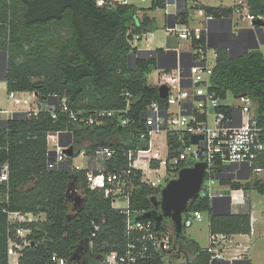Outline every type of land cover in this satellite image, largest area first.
Returning <instances> with one entry per match:
<instances>
[{
  "label": "trees",
  "instance_id": "16d2710c",
  "mask_svg": "<svg viewBox=\"0 0 264 264\" xmlns=\"http://www.w3.org/2000/svg\"><path fill=\"white\" fill-rule=\"evenodd\" d=\"M167 3L168 0H153L151 9L166 8ZM247 3L253 16L264 17V0ZM202 8L216 20L229 19L235 11V6ZM139 11L134 4L99 7L97 0H0V52L7 53V92H35L43 102L55 96L58 100L67 97L73 109L129 108L123 117L117 114L93 127L73 123L62 112L57 113L55 120L50 111L23 114L2 122L0 165L8 166L9 181L0 182V264H8L9 225L2 211L6 208L46 216L29 225L33 229L31 244L20 264H52L55 253L72 264H103L104 256L127 252L132 237L126 231V216L114 207L113 198L88 186L89 170H76L73 159L79 156L80 149L90 155L100 147H109L114 151L110 169L126 170L131 151L149 150L150 138L139 139L140 131L145 129V112L154 100L162 104L166 100L159 98V89L148 80V75L158 70V61L139 56L129 43L136 33L156 30L151 17L144 15L138 21ZM188 16V11L180 12L176 21L184 24ZM244 33L249 34L245 36L248 46L256 47L257 44L251 45L256 42L252 32ZM262 35L264 38V31ZM163 52L164 49H157V53ZM217 54L210 90L224 101L230 94L250 96L258 104V112L264 113V52L255 49L234 55L229 48H220ZM122 118L128 119L129 124L123 125ZM50 132L72 133L77 149L66 165L57 169L48 168ZM79 142L88 143L89 147L84 150ZM168 146L170 157H175L183 144L178 135L169 133ZM258 165L264 167V158ZM159 166L160 161L152 163L153 168ZM134 173L135 190L129 210L137 220L148 211L160 210L151 199L159 196L161 190L141 183V171ZM73 181L75 193L69 192ZM221 183L243 189L248 203L251 190L264 194V180ZM78 194L85 201L75 205ZM193 212L208 216L211 236L252 234L250 207L215 214L212 201L200 196L191 202L188 215ZM168 230H174L171 220L160 229ZM185 233L186 229L179 237L173 234L177 251L156 253L152 258L141 259L139 264H165L168 259H183L179 264H210L212 255L207 248L188 240ZM189 248H193L192 253ZM236 264L251 262L246 259Z\"/></svg>",
  "mask_w": 264,
  "mask_h": 264
},
{
  "label": "built area",
  "instance_id": "2783aa9c",
  "mask_svg": "<svg viewBox=\"0 0 264 264\" xmlns=\"http://www.w3.org/2000/svg\"><path fill=\"white\" fill-rule=\"evenodd\" d=\"M174 1V4H170ZM195 14L188 16L184 24L176 21L180 12L188 11L189 0H168L167 7L174 5L177 12L170 17L174 27L166 26L167 37H175L184 41L186 47L162 48L165 53L175 55V60L161 58L160 64L164 67L159 69L163 75L150 85H166L169 88V95L163 104L154 100L147 108L144 115L145 129L140 131L139 139L150 138L149 150H136L129 153V168L126 170L110 169V161L114 151L109 147H100L87 155L82 151L79 155L87 158L88 167L74 164L76 170H89L87 172V183L91 189H98L104 192L106 197L113 198V205L117 200H125L130 203V197L135 190V171H141V183L162 190L166 186L165 176L159 173L164 171L169 177H177L180 170L185 167H192L196 163H206L207 173L200 193L201 197L209 198L212 202L215 199L231 198L233 204H238L243 189L235 190L231 185H223L218 178H233V182H247L255 179L264 180V167L258 163L264 158V113L258 112V104L250 96L235 97L238 101L233 104H226L210 90L214 68L217 62V49L212 43H224L228 35L221 27L222 21L231 22V36L235 39L240 36L242 30L237 26V19L250 22L251 31L256 40L260 36L259 26L254 22L257 19L264 20V17L253 16L248 7L247 0L236 2L234 15L229 19L216 20L202 8L206 4L204 0H193ZM147 3L148 0H141ZM116 4L130 5V0H97L99 7H112ZM168 16L172 14H168ZM137 19L143 18V15ZM198 22L200 26L192 27L191 23ZM236 22V23H235ZM133 29V28H132ZM131 29V30H132ZM145 46L141 45L146 38ZM154 34L152 32L136 33L129 43L136 48L139 56L155 57L157 49L151 46ZM227 42V41H226ZM232 42L225 43L231 47ZM161 65V66H162ZM7 85V84H6ZM160 93H158L159 96ZM9 99L17 107V112L26 115H38L41 111H50L53 119H57V113L62 112L69 116L73 123H80L86 126L102 125L106 118L117 114L121 116L128 112L126 110H86L73 109L67 97L58 100V97L43 102L35 92H8ZM160 98V96H159ZM161 99V98H160ZM231 113H230V111ZM13 111L0 109V115H11ZM123 117V116H122ZM122 124L128 125L129 120L122 118ZM169 133L178 135L183 144L179 154L170 157L167 154L163 157L154 153L152 160L146 156L154 152V135ZM62 135V137H60ZM195 135L203 136L198 144L192 143ZM188 138V140H186ZM48 141V168L57 169L63 166L69 158L65 150L74 146V137L69 133L50 132ZM66 145L64 147L61 145ZM77 149L75 148V153ZM139 156L137 159L136 156ZM160 161L158 168L149 165H139L141 162ZM142 164V163H141ZM148 168V169H147ZM219 168L222 169L219 171ZM170 169V170H169ZM178 169V170H177ZM249 177L248 180H246ZM169 179V178H168ZM9 181L8 166L0 171V182ZM246 202H243V205ZM241 206V205H240ZM249 207V205H248ZM126 216V231L132 240L125 254L117 252L110 253L103 257V264H139L141 259L152 258L156 253L172 254L177 251L173 247L174 230L157 231L155 223L150 220H134L132 212L127 208H118ZM8 219V264H20L24 251L31 244L30 235L33 229L29 226L33 222L43 221L40 214L33 212L10 211L7 208L2 210ZM205 215L201 212H193L184 216V229L192 227L197 222H202ZM28 225V226H26ZM223 235H210L207 251L212 255L210 264H236L244 261L243 254L226 258L225 253L220 249ZM52 264H72L67 258L54 254L51 257ZM178 264V263H169Z\"/></svg>",
  "mask_w": 264,
  "mask_h": 264
},
{
  "label": "rangeland",
  "instance_id": "374dc122",
  "mask_svg": "<svg viewBox=\"0 0 264 264\" xmlns=\"http://www.w3.org/2000/svg\"><path fill=\"white\" fill-rule=\"evenodd\" d=\"M134 5L140 8L139 17L142 15H147L151 17L156 25V30H154L152 33L154 34L153 37V43L151 44L154 48H182V46L186 47V44L184 41H180L178 39L173 40L172 44H168V37L166 33V26L169 23V16L166 14V11L168 14H174L177 12V7L174 5H171L170 7L166 8H156L151 9L153 0H148L147 3H142L141 0H130ZM239 0H204V3L206 5H210L212 7H233L236 2ZM195 5L193 0H189L188 3V13L195 14L193 10V6ZM234 20H237L238 28H240L242 31L247 30V28H250V22L243 21V19H237V17L234 18ZM236 23V22H235ZM229 24V23H228ZM225 25V24H224ZM223 25V26H224ZM192 27L200 26L198 22L191 23ZM249 34L243 33V39L245 36ZM146 38H144V41L141 43V45L145 46L146 44ZM262 40H264L262 32L260 33L259 38L256 40L254 44H259ZM243 43L242 41L239 43H232L231 47L234 52V55H239L242 52L241 50H238V47L241 46ZM264 52V46H261L260 48ZM173 50V49H172ZM7 56L4 54L3 56H0V73L3 75L6 73L7 68ZM163 75V72L159 71V69L155 70L154 72L150 73L148 75L149 82H154L157 78H159ZM238 101L235 99L233 95H229L226 104H239ZM7 107H14V103L10 101L9 95L7 92V89H5L4 85H0V108H7ZM153 144L155 145L154 152L147 155V158H150L152 160V157L154 153L160 154L163 159L167 157V154L170 153L169 146H168V136L163 133L160 135H154L153 137ZM81 148H83V144H79ZM136 158L138 159L139 156L137 155ZM75 164H80L82 166H85L87 163V158L84 157H75ZM142 163V164H141ZM139 165H149L152 162H141ZM148 169V168H147ZM166 173L162 171L159 173L160 176H165L166 184L168 183V178H171ZM173 179V178H171ZM249 204L247 200L245 201L246 205L241 206H234V210L240 211V210H247L248 205L250 207V213L252 215L253 219V227H254V233L252 236H244L241 238H238L237 241L231 240L230 238H225L222 240L220 244V249L223 253H225L226 258H232L234 256H238L240 254H243L244 259H249L251 264H264V194L259 193L256 190H251L249 193ZM160 198V195L158 196ZM115 206L117 208H127L129 206L128 202L125 200H117L115 203ZM238 209V210H237ZM186 236L191 237L193 240H196L199 242L201 247H206L209 244V238H210V230H209V218L208 216L204 217V220L202 222L195 223L192 227L186 229ZM171 259H168L165 264L171 263Z\"/></svg>",
  "mask_w": 264,
  "mask_h": 264
},
{
  "label": "water",
  "instance_id": "95a60500",
  "mask_svg": "<svg viewBox=\"0 0 264 264\" xmlns=\"http://www.w3.org/2000/svg\"><path fill=\"white\" fill-rule=\"evenodd\" d=\"M170 4H174V1H170ZM171 16H174V14L169 16V19ZM174 24H171L169 20V26L174 27ZM255 25L259 26V31L262 32L264 31V20L257 19L254 22ZM261 46H264V40H262L257 46L255 47H248L244 51L240 53H247L251 50L255 49H260ZM212 47L214 49H220V48H229L231 54L233 50L226 46V45H220L216 43H212ZM4 54L7 56V53L4 52ZM163 55L162 54H156L154 59H156L159 62V68L161 69L160 65V59ZM7 65V63H6ZM7 72V68H6ZM3 82H6V75L4 79L2 80ZM159 96L161 99H166L169 95V88L166 85H163L159 88ZM17 115L14 116L13 119H16ZM62 137V135H60ZM203 136L200 135H195L192 137V143L198 144L199 140L202 139ZM62 146L67 147L66 145ZM85 148V147H84ZM88 148V146L86 147ZM82 149H80L77 153L80 154ZM65 153L69 157H73L75 155V146H70L68 149L65 150ZM206 173H207V164L206 163H196L192 167H185L180 170L178 177L171 179L166 186L161 190L160 198L158 196H153L151 201L153 202L155 207H160V210H152L148 211L145 214L142 215V217L138 218L137 221L139 220H150L155 223V227L157 231H160L162 226L166 224L168 220H171L173 226H174V231L179 237L181 234L184 232V216L185 214L189 211L191 202L197 198L200 197V193L202 190L203 183L206 178ZM219 180H229L232 181L234 180L233 178H218ZM249 177L246 179L248 180ZM75 181H73L70 184L69 187V192H76L75 189ZM73 187V188H72ZM75 205L82 204L84 203L85 199L81 195H77L75 197ZM229 200V210L227 213H232L231 206L233 204L232 200L230 197H228ZM213 209L215 214H223V209L220 211L222 208V201L220 199H215L213 202Z\"/></svg>",
  "mask_w": 264,
  "mask_h": 264
},
{
  "label": "crops",
  "instance_id": "0c3cea01",
  "mask_svg": "<svg viewBox=\"0 0 264 264\" xmlns=\"http://www.w3.org/2000/svg\"><path fill=\"white\" fill-rule=\"evenodd\" d=\"M133 4V3H132ZM210 6V5H209ZM223 22V25L221 26L222 28H223V31H225V33L228 35V38L227 39H224L223 41H224V43H220V45H225V43H228V42H232V43H234V42H236V43H240L241 41H242V43H243V45H244V47L245 46H248L249 45V42H247V41H245V39H247L246 37L243 39V33H244V31H242V33H241V35L240 36H236L235 37V39H232V36H231V22L229 21V20H225V21H222ZM229 23V24H228ZM169 24V23H168ZM248 31V30H247ZM249 32V31H248ZM255 37V36H254ZM175 39H177V38H175V37H172V36H170V37H168V44L169 45H171L172 44V42H173V40H175ZM227 41V42H226ZM217 44H219V43H217ZM248 47H252V46H248ZM169 48H170V46H169ZM246 48V47H245ZM171 49H173V48H171ZM247 49V48H246ZM160 54H162L163 56L161 57V58H167V56H168V58H170L171 59V61H174L175 60V55L173 54V52L171 53V54H168V53H165V51L163 52V53H160ZM160 65H162V64H160ZM161 67H164L163 65L161 66ZM158 68H159V62H158ZM160 69V68H159ZM6 74V73H5ZM5 74H1L0 73V85L1 84H3L4 85V87H5V89H7V85H6V82H3L2 80L4 79V77H5ZM10 109L11 111H13V113L11 114V115H4V114H2V115H0V125L2 124V122L3 121H5V120H7V119H10V118H14V116L15 115H17V117L18 116H20V115H23V114H25V113H20V112H17V107H15V105H14V107H7V108H0V109ZM80 144V142L78 143V145ZM89 147V144L88 143H84L83 142V149L85 150V149H87L86 147ZM85 147V148H84ZM85 152V151H84ZM80 157H82V158H84V156H82V155H79ZM79 156H77V157H79ZM73 162H74V164H75V159H73ZM64 165H66V164H64ZM63 165V166H64ZM84 168H87L88 167V162L86 163V165L85 166H83ZM3 167L0 165V171H1V169H2ZM247 200V198H245V195L242 193V195H240V197H239V202H238V204H232V206H231V209H232V213H234V212H238V211H236V210H234L233 208H234V206H240V205H243V202L244 201H246ZM222 201V208L220 209V211H222V209H223V211H228L229 210V200H228V198H226V199H223V200H221ZM238 210V209H237ZM41 216H42V218L45 220V218H46V216L44 215V214H40ZM253 233H254V227H253V219H252V234L251 235H234V236H232V237H229L231 240H235V241H237V239L238 238H241V237H244V236H252L253 235ZM193 240L191 237H188V240ZM209 240H210V238H209ZM193 241H195V242H197L198 244H199V242L198 241H196V240H193ZM200 245V244H199ZM209 246V244L206 246V247H202V248H207ZM201 247V246H200ZM193 248H194V246H193ZM193 248H189V252L190 253H192V251H193ZM225 253H226V251H224ZM230 259V258H229ZM172 262L171 263H180L181 261H183V259H174V260H171Z\"/></svg>",
  "mask_w": 264,
  "mask_h": 264
},
{
  "label": "flooded vegetation",
  "instance_id": "af4514ba",
  "mask_svg": "<svg viewBox=\"0 0 264 264\" xmlns=\"http://www.w3.org/2000/svg\"><path fill=\"white\" fill-rule=\"evenodd\" d=\"M242 49V51H244L245 50V47H244V45L242 44L241 46H239L238 47V50H241ZM3 56L4 55V52H0V56ZM178 177V176H177ZM171 178H176V177H171Z\"/></svg>",
  "mask_w": 264,
  "mask_h": 264
},
{
  "label": "clouds",
  "instance_id": "9594fccd",
  "mask_svg": "<svg viewBox=\"0 0 264 264\" xmlns=\"http://www.w3.org/2000/svg\"><path fill=\"white\" fill-rule=\"evenodd\" d=\"M249 204V203H248Z\"/></svg>",
  "mask_w": 264,
  "mask_h": 264
}]
</instances>
